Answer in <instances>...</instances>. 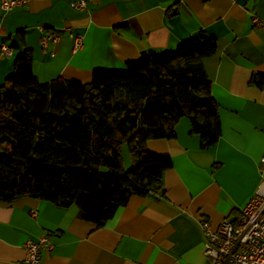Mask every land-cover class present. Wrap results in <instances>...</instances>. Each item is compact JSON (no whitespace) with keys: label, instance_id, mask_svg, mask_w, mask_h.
<instances>
[{"label":"crops","instance_id":"0c3cea01","mask_svg":"<svg viewBox=\"0 0 264 264\" xmlns=\"http://www.w3.org/2000/svg\"><path fill=\"white\" fill-rule=\"evenodd\" d=\"M69 1L28 0L8 13L0 10V46L11 48L10 54L0 51V84L24 47L38 81L88 82L94 69H123L142 52L212 37L215 51L201 63L220 135L201 148L182 117L175 137L146 140L149 151L172 162L162 172V194L129 196L101 226L82 219L75 204L0 201V264H25L23 243L43 234L51 247L40 253V264H207L198 220L212 228L234 220L262 185L264 87L248 80L264 74V0H84V9ZM39 26L58 35L43 51ZM75 34L82 45L73 50Z\"/></svg>","mask_w":264,"mask_h":264},{"label":"trees","instance_id":"16d2710c","mask_svg":"<svg viewBox=\"0 0 264 264\" xmlns=\"http://www.w3.org/2000/svg\"><path fill=\"white\" fill-rule=\"evenodd\" d=\"M215 46L212 37H190L174 49L142 52L123 69H94L88 82L38 81L30 49L22 48L0 84V201L75 204L82 219L101 226L129 196L161 195L172 162L149 151L146 140L175 137L182 117L201 148L220 135L201 63ZM248 83L264 87V74Z\"/></svg>","mask_w":264,"mask_h":264},{"label":"built area","instance_id":"2783aa9c","mask_svg":"<svg viewBox=\"0 0 264 264\" xmlns=\"http://www.w3.org/2000/svg\"><path fill=\"white\" fill-rule=\"evenodd\" d=\"M28 0H0L2 13L20 7ZM75 9H84V0H70ZM258 23V20L255 19ZM39 45L43 51L49 42H56L58 35L50 28L38 27ZM82 45L80 34L73 35L72 49ZM1 53L10 54L11 48L3 44ZM258 169L261 187L239 209L234 220L222 219L216 228H212L206 219H199L198 226L202 234L203 255L207 264H264V149L259 157ZM51 247L47 234L37 240L23 243L24 263L40 264V253Z\"/></svg>","mask_w":264,"mask_h":264},{"label":"rangeland","instance_id":"374dc122","mask_svg":"<svg viewBox=\"0 0 264 264\" xmlns=\"http://www.w3.org/2000/svg\"><path fill=\"white\" fill-rule=\"evenodd\" d=\"M120 155H121L122 168L127 169L130 166V158L125 143H122L120 147ZM125 159L127 160V163L125 162L126 161Z\"/></svg>","mask_w":264,"mask_h":264}]
</instances>
